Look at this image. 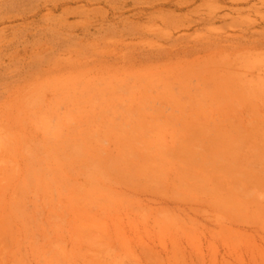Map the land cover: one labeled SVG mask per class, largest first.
I'll return each instance as SVG.
<instances>
[{"label": "rangeland", "instance_id": "1", "mask_svg": "<svg viewBox=\"0 0 264 264\" xmlns=\"http://www.w3.org/2000/svg\"><path fill=\"white\" fill-rule=\"evenodd\" d=\"M0 264H264V0H0Z\"/></svg>", "mask_w": 264, "mask_h": 264}, {"label": "bare ground", "instance_id": "2", "mask_svg": "<svg viewBox=\"0 0 264 264\" xmlns=\"http://www.w3.org/2000/svg\"><path fill=\"white\" fill-rule=\"evenodd\" d=\"M197 129H198V128H197ZM253 132H254V131H253ZM232 139H233V138H232ZM228 141H229V140H228ZM231 142H232V141H231ZM179 145H180V144H179ZM231 151H232V150H231ZM192 153H193V152H192ZM232 155H233V154H232ZM202 157H203V156H202ZM198 158H199V157H198ZM190 159H191V158H190ZM190 159H189V160H190ZM224 166H226V165H224ZM260 262H261V261H260Z\"/></svg>", "mask_w": 264, "mask_h": 264}]
</instances>
